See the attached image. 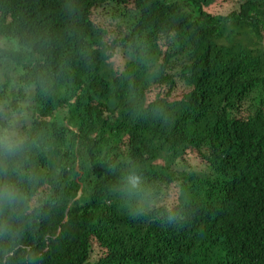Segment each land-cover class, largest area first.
<instances>
[{
  "label": "trees",
  "instance_id": "1",
  "mask_svg": "<svg viewBox=\"0 0 264 264\" xmlns=\"http://www.w3.org/2000/svg\"><path fill=\"white\" fill-rule=\"evenodd\" d=\"M235 1L0 0V264H264V1Z\"/></svg>",
  "mask_w": 264,
  "mask_h": 264
},
{
  "label": "rangeland",
  "instance_id": "2",
  "mask_svg": "<svg viewBox=\"0 0 264 264\" xmlns=\"http://www.w3.org/2000/svg\"><path fill=\"white\" fill-rule=\"evenodd\" d=\"M244 1H245V0H236L235 3H234V5H233V7H232V10L238 8V7L236 6L237 3H240V4H241V3H243ZM263 1H264V0H263ZM99 20L102 21V22H104V26H105V27H110V28H112V29H113V28L116 29V27H115V23L109 19L106 10H103V11L101 10ZM123 31H124V30H123L122 28H119V29L117 28V32H118L119 34H123ZM124 58H125V60H126V57H125V56H124ZM115 59L118 60V57H115ZM183 64H184V59L182 60V59L180 58V56H177V58H173V59H172V63H171L172 72H173V74H175L176 77H178V73H180V70H181ZM12 79H13L14 81L11 83L10 87H11L12 90H17V89H18V86H19V85H18V79L15 78L14 75H12ZM4 80H5V79L1 76V78H0V82H3ZM177 85L180 86V83H178ZM155 92H156V90H155ZM177 94H178V95H177V99H180L181 96H182V94H181L179 91H177ZM151 96H153V94H152ZM18 117H20V116H19V115H16V118H18ZM194 171H195V172H200V173H210V170H208L206 167H197V168L194 169ZM145 192H146V194H148V198H149V200H150L149 203L151 204V203H152V199H150V198H151L150 188L147 187V188L145 189ZM138 193H141V191H139ZM136 201H138V203L144 208V205L142 204V202L144 203V201L141 200V198L137 197V198H136ZM172 202H173L172 200H167V201H166V199H165L164 201H162V204L170 208L171 206H173V205L176 204V203L171 204ZM93 257H94V258L97 257L96 253L94 254Z\"/></svg>",
  "mask_w": 264,
  "mask_h": 264
},
{
  "label": "clouds",
  "instance_id": "3",
  "mask_svg": "<svg viewBox=\"0 0 264 264\" xmlns=\"http://www.w3.org/2000/svg\"><path fill=\"white\" fill-rule=\"evenodd\" d=\"M23 141L16 133L15 129L11 127V120L8 121V127L0 123V150L6 151L7 153L11 154L15 151L19 150ZM125 182L133 187L136 188L141 183V178L133 173H130L125 178ZM10 196L12 198L15 197V193L10 191Z\"/></svg>",
  "mask_w": 264,
  "mask_h": 264
}]
</instances>
